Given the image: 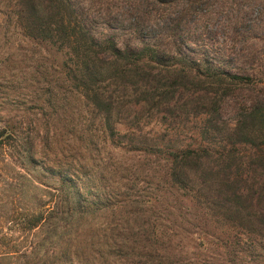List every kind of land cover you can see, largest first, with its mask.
Here are the masks:
<instances>
[{"label":"trees","instance_id":"trees-1","mask_svg":"<svg viewBox=\"0 0 264 264\" xmlns=\"http://www.w3.org/2000/svg\"><path fill=\"white\" fill-rule=\"evenodd\" d=\"M175 3L123 49L76 0H0V264H264V50L193 47Z\"/></svg>","mask_w":264,"mask_h":264},{"label":"clouds","instance_id":"clouds-1","mask_svg":"<svg viewBox=\"0 0 264 264\" xmlns=\"http://www.w3.org/2000/svg\"><path fill=\"white\" fill-rule=\"evenodd\" d=\"M76 3L93 24L95 38L106 40L112 34L110 24L122 26L117 47L124 49L126 41L133 47L142 45L137 37L138 27L158 31L159 18L148 8V0H76ZM190 7L189 0H176L169 18L175 22L173 26L179 29V35L193 47L203 42L204 48L215 49L219 56L232 59L237 65L241 55L247 54L249 43L242 39V33L250 30L251 43L260 40L258 50H264V39L259 35L264 29V0H203L198 10L189 11ZM145 16L146 23L141 24Z\"/></svg>","mask_w":264,"mask_h":264},{"label":"rangeland","instance_id":"rangeland-1","mask_svg":"<svg viewBox=\"0 0 264 264\" xmlns=\"http://www.w3.org/2000/svg\"><path fill=\"white\" fill-rule=\"evenodd\" d=\"M8 191H0V195H2L3 197L6 196V194H8ZM9 204H3L0 206V213L1 211H7L9 209ZM11 225V223L7 222V220H5L4 218L0 217V229L5 231V230H10L12 234L17 235L18 233L15 232L12 228L8 229V227Z\"/></svg>","mask_w":264,"mask_h":264}]
</instances>
